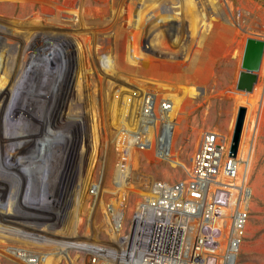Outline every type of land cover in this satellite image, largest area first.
<instances>
[{
    "label": "rangeland",
    "instance_id": "obj_1",
    "mask_svg": "<svg viewBox=\"0 0 264 264\" xmlns=\"http://www.w3.org/2000/svg\"><path fill=\"white\" fill-rule=\"evenodd\" d=\"M151 1L0 0V264H31L18 253L23 210L15 199L22 182L17 162H35L36 149L50 148L46 132L73 126L68 110L81 106L88 147H77L74 160L83 181L104 167L101 210L111 198L118 119L127 108L134 111L149 84L177 95L178 124L170 159L140 155L135 178L148 184L185 178L183 165L201 131L232 134L238 108H247L240 148L247 153L253 146V197L237 264H264V54L253 91L237 89L247 39L264 41V0H158L159 16L148 19ZM57 139L67 143L64 135ZM11 226L18 231H8Z\"/></svg>",
    "mask_w": 264,
    "mask_h": 264
},
{
    "label": "built area",
    "instance_id": "obj_2",
    "mask_svg": "<svg viewBox=\"0 0 264 264\" xmlns=\"http://www.w3.org/2000/svg\"><path fill=\"white\" fill-rule=\"evenodd\" d=\"M68 113L73 126L57 125L46 132L51 137L64 135L67 143L44 153L42 147L36 149L38 158L28 163L31 181L22 174L18 253L23 261L212 264L213 259V264H237L251 215L253 146L245 153L240 142L237 155L230 156L232 134L207 127L189 165H183L185 178L151 184L135 178L140 155L172 157L178 124L177 95L149 84L142 89L135 112L127 108L118 119L111 140L115 154L111 198L100 210L105 170L98 165L83 181L74 160L76 149L83 152L88 147L80 132L83 108ZM133 194H139L138 199L124 217ZM98 215L101 225L96 223Z\"/></svg>",
    "mask_w": 264,
    "mask_h": 264
},
{
    "label": "water",
    "instance_id": "obj_3",
    "mask_svg": "<svg viewBox=\"0 0 264 264\" xmlns=\"http://www.w3.org/2000/svg\"><path fill=\"white\" fill-rule=\"evenodd\" d=\"M264 54V41L248 38L246 41L243 59H242V68L240 71L237 89L240 91L251 92L254 89V86L258 80V70L260 69L262 58ZM247 114V108L245 106H240L238 108L236 122L231 138L230 145V156H236L240 146L242 133L244 129L245 119ZM218 234V232H215ZM213 247V244H209ZM214 260H211L213 264Z\"/></svg>",
    "mask_w": 264,
    "mask_h": 264
},
{
    "label": "bare ground",
    "instance_id": "obj_4",
    "mask_svg": "<svg viewBox=\"0 0 264 264\" xmlns=\"http://www.w3.org/2000/svg\"><path fill=\"white\" fill-rule=\"evenodd\" d=\"M156 1H158V0H152L151 1V4H150V9L149 10H147V12H148V14H147V12H146V16L148 17V19L149 18H151V17H153V16H155V15H158V12H159V10L156 8ZM173 2H174V0H172ZM178 2V1H177ZM149 3H150V0H149ZM148 3V4H149ZM167 3V2H166ZM147 4V3H146ZM181 4V3H180ZM143 7V6H142ZM174 8V7H173ZM171 9H172V7H171ZM178 9V8H177ZM175 10H176V8H175ZM164 11V10H163ZM174 11V10H173ZM179 11H180V9H179ZM168 12V11H167ZM176 12V11H175ZM181 12H182V10H181ZM138 16H139V18L138 19H140V20H142V17H140V13H143V11L140 9V10H138ZM178 14H181V13H178ZM176 15V14H175ZM159 16V15H158ZM166 17V16H165ZM169 18H171V17H169ZM148 19L146 18L145 20H147L148 21ZM177 19V18H176ZM175 20V19H174ZM178 20H180L179 18H178ZM150 22V21H149ZM148 23V22H147ZM156 23V22H155ZM62 24V23H61ZM158 26V25H157ZM181 27V26H180ZM174 30V29H173ZM149 31V30H148ZM151 32V31H150ZM79 33V32H78ZM175 33V32H174ZM148 34V33H147ZM188 36V35H187ZM159 43V42H158ZM151 47V46H150ZM150 49H154V47H151ZM173 50V49H172ZM169 53H170V51H168ZM32 66V65H31ZM118 72V71H117ZM138 98H137V101H136V106H135V109H134V111L133 112H135V110H136V108H137V105H138ZM38 112L36 109H34V112ZM133 112H131V114L133 113ZM30 115V114H29ZM94 118V119H93ZM91 119H93V121H94V123L95 124H97L96 122H97V120H96V117H95V114H93L92 115V118ZM49 135V134H48ZM50 136V135H49ZM53 136V135H52ZM51 145H50V148L51 147H54V146H56L57 145V141H58V139H57V137H52L51 138ZM45 142V141H44ZM39 143H40V141H39ZM46 143V142H45ZM46 145V144H45ZM50 148H47V145H46V147H45V150H50ZM31 163V162H30ZM17 167H19V170H20V172L22 173V174H24L25 175V177L27 178L26 180H29V181H31V179H32V177H33V175H32V167H30V165H26V164H23V167H22V163L20 164L19 163V161L17 162ZM140 180H143V178H140ZM144 180H146V179H144ZM143 180V181H144ZM144 182H146V181H144ZM143 183V182H142ZM144 184V183H143ZM20 197V193H18V195H17V197H15V199L16 200H18V198ZM5 206V210H6V206H7V203H5L4 204ZM8 210V209H7ZM1 219V218H0ZM2 220V219H1ZM3 221V220H2ZM13 222V221H12ZM17 222L16 221H14L13 222V226H15V224H16ZM17 225V224H16ZM13 227L11 226V228H7L8 229V231H11V232H17L18 230H17V228H14L15 230L13 231V229H12ZM3 229V226H2V224L0 223V235H1V231H3L2 230ZM5 229V228H4ZM7 237V239L8 240H10L9 238L10 237H8V236H6ZM8 251H9V249H8ZM16 253V249H13L12 251H11V254L13 255H16L15 254ZM55 264H64V262H62L60 259H59V261H57V262H55Z\"/></svg>",
    "mask_w": 264,
    "mask_h": 264
}]
</instances>
